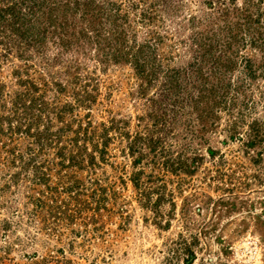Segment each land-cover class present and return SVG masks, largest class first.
I'll list each match as a JSON object with an SVG mask.
<instances>
[{
	"label": "rangeland",
	"instance_id": "rangeland-1",
	"mask_svg": "<svg viewBox=\"0 0 264 264\" xmlns=\"http://www.w3.org/2000/svg\"><path fill=\"white\" fill-rule=\"evenodd\" d=\"M0 14V264H264V0Z\"/></svg>",
	"mask_w": 264,
	"mask_h": 264
},
{
	"label": "trees",
	"instance_id": "trees-1",
	"mask_svg": "<svg viewBox=\"0 0 264 264\" xmlns=\"http://www.w3.org/2000/svg\"><path fill=\"white\" fill-rule=\"evenodd\" d=\"M9 11H12L13 12V14L15 15V16H17L18 17V14H19V11H18V13L16 12V10L15 9H13V8H9ZM1 15V14H0Z\"/></svg>",
	"mask_w": 264,
	"mask_h": 264
},
{
	"label": "built area",
	"instance_id": "built-area-1",
	"mask_svg": "<svg viewBox=\"0 0 264 264\" xmlns=\"http://www.w3.org/2000/svg\"><path fill=\"white\" fill-rule=\"evenodd\" d=\"M180 264H186L185 261H184V259L180 262Z\"/></svg>",
	"mask_w": 264,
	"mask_h": 264
}]
</instances>
